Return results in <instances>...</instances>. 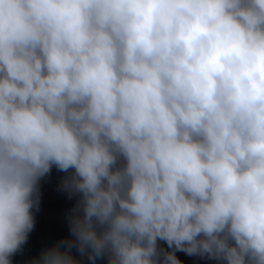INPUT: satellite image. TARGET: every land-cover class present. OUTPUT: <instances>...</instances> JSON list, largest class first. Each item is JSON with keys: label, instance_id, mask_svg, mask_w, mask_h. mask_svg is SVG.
<instances>
[{"label": "clouds", "instance_id": "1", "mask_svg": "<svg viewBox=\"0 0 264 264\" xmlns=\"http://www.w3.org/2000/svg\"><path fill=\"white\" fill-rule=\"evenodd\" d=\"M50 169L30 264H264V0H0V264Z\"/></svg>", "mask_w": 264, "mask_h": 264}, {"label": "trees", "instance_id": "2", "mask_svg": "<svg viewBox=\"0 0 264 264\" xmlns=\"http://www.w3.org/2000/svg\"><path fill=\"white\" fill-rule=\"evenodd\" d=\"M72 170H69L71 172ZM68 173L57 169H50L45 178L39 181L40 204L39 211H35L34 228L28 236L27 242L22 246V251L11 257L12 264H30L32 258L37 257L41 249L49 247L53 243L70 238L66 222V214L73 207L78 194L71 199L66 194L58 192L57 187L62 178ZM72 255L79 259L75 248ZM182 264H215L214 261H199L195 258L186 257L177 253ZM85 264L87 261L85 260ZM97 264H104V260H97Z\"/></svg>", "mask_w": 264, "mask_h": 264}]
</instances>
